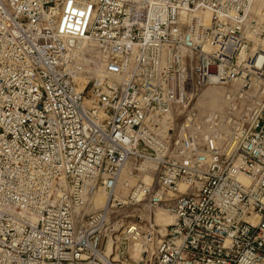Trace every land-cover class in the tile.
<instances>
[{"label": "built area", "instance_id": "2783aa9c", "mask_svg": "<svg viewBox=\"0 0 264 264\" xmlns=\"http://www.w3.org/2000/svg\"><path fill=\"white\" fill-rule=\"evenodd\" d=\"M257 3L0 0V264H264ZM212 87L224 107L204 112ZM126 171L129 203L170 225L117 218Z\"/></svg>", "mask_w": 264, "mask_h": 264}, {"label": "bare ground", "instance_id": "6f19581e", "mask_svg": "<svg viewBox=\"0 0 264 264\" xmlns=\"http://www.w3.org/2000/svg\"><path fill=\"white\" fill-rule=\"evenodd\" d=\"M257 1H258V3L253 9V11H254L253 13L259 17V16H262V14L264 12V0H257ZM77 2H79V1H77ZM74 3H76V2H71V3L66 5L65 10H64V14H63V21L66 24H71V26L75 30H82V29H84V27L88 23V18H87L88 8L84 2H80V3H77L76 5H73L72 7H69L70 5H72ZM204 16H205L204 17L205 21L207 22V24H209L210 19H211L210 14L206 13ZM78 78L79 77H77V79H76V83H77L78 89L81 91L86 86V84H82V85L80 84L78 86V82H79ZM222 96H223V90L220 88H214V87L207 90V92H205V95H204V97H206L207 99L208 98L211 99L209 102V105H207V106L210 107L212 109V111H218V110L223 109L224 104L222 101ZM204 101H206V100H204ZM211 109H210V112H212ZM144 180H145V182L149 183L152 180V176L149 174H144ZM181 190L184 191V187H181ZM116 197L121 198V196L119 194H116ZM108 202H109V195L107 197V194L105 192L100 191L96 196V205H95L97 208L96 210L105 208L108 205ZM149 217L150 216H148V218ZM156 218H155V221H158V223H162V226H168L173 222V218H171L169 216V213L167 212L166 209H164V212L158 213L156 215ZM159 225H161V224H159ZM138 245H139L138 242H133L132 248L134 249Z\"/></svg>", "mask_w": 264, "mask_h": 264}, {"label": "rangeland", "instance_id": "374dc122", "mask_svg": "<svg viewBox=\"0 0 264 264\" xmlns=\"http://www.w3.org/2000/svg\"><path fill=\"white\" fill-rule=\"evenodd\" d=\"M77 3H80V1L70 5L69 7H72L73 5H76ZM78 79H79L78 86L80 84L81 85L86 84V82L89 80L88 77L85 78L83 76H79ZM209 89L210 88L202 89L199 93L200 96L204 97L205 92H207V90H209ZM210 100L211 99H209V98L206 101L201 99L200 101L197 102V105L204 112L210 111L211 108L207 106V105H209ZM211 111H212V109H211ZM141 170H142L141 172L144 173L145 171L153 170V168L151 167V165L145 164ZM146 174H149V173H146ZM149 175H151V174H149ZM151 176L154 177V174L152 173ZM142 179H143V177H142ZM123 180L126 181L128 184H130V186L126 187V188H121L118 192V194L121 196V198H117V201L115 202V204L121 203V206L117 208V210H118L117 218L118 219L122 220L125 224L131 223V222H136V221L140 222L141 220L143 222H148L150 219L154 221L156 218V215L158 213L164 212L165 208H163V207L150 208V206H148L147 203L138 204V205L130 204L129 199H128L129 195H130V188L137 183V178H131L130 175L128 174V171H126V173L123 176ZM107 197H108V195H107ZM94 209H97L96 206L94 207ZM148 216H150V217L148 218ZM156 222L158 223V221H156ZM158 224L162 225V223H158Z\"/></svg>", "mask_w": 264, "mask_h": 264}]
</instances>
